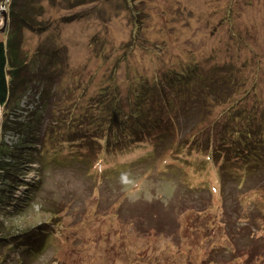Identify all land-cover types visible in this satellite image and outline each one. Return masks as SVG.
Returning <instances> with one entry per match:
<instances>
[{"label": "rangeland", "instance_id": "rangeland-1", "mask_svg": "<svg viewBox=\"0 0 264 264\" xmlns=\"http://www.w3.org/2000/svg\"><path fill=\"white\" fill-rule=\"evenodd\" d=\"M15 1L0 0V40L15 34L20 61L27 63L19 75L31 81L15 103L0 107V148L20 133L37 142L43 137L52 148L30 118L38 112L27 114L38 96L46 112L42 121L46 116L59 130L61 121L78 124L75 119L105 87L118 86L123 96L134 80L167 82L172 72L190 66L200 77L210 68L225 75L233 88L218 85L223 102L264 109V0ZM12 8L28 14L40 31L27 25L18 31ZM217 105H210L212 116L202 109L204 125L220 114ZM181 111L177 139L190 135L197 121ZM73 127L79 128L63 126L57 140H66ZM155 138L150 133L149 142L128 148L129 156L115 149L101 155L91 144L81 153L83 165H47L48 179L31 194L35 199L23 217L2 192L1 208L9 211H0V234L12 240L8 256L24 259L18 242L41 244L44 236L46 250L31 246L23 264H264V187L255 189L264 178L245 175L238 164L220 171L208 155L180 149L175 135L170 148L155 149ZM66 151L59 161L66 162ZM117 162L127 164L120 175L99 174Z\"/></svg>", "mask_w": 264, "mask_h": 264}, {"label": "trees", "instance_id": "trees-1", "mask_svg": "<svg viewBox=\"0 0 264 264\" xmlns=\"http://www.w3.org/2000/svg\"><path fill=\"white\" fill-rule=\"evenodd\" d=\"M15 2L13 0V6ZM126 2H130V0H126ZM10 14L15 22L17 20L21 22L18 24V31L19 28L22 29L26 25L30 30L40 31L37 28H41V26L35 28L28 14L25 17L21 16L14 12L13 8ZM14 38L15 34H9L6 39L0 40V107L2 108L15 103L17 97L26 91L31 81L30 76L20 77L19 75L20 71L26 69L27 63L20 61L19 42L17 38L15 40ZM42 70L43 77L46 73L45 69ZM186 70L185 72H172V74L168 71L167 78L170 74L171 76L167 82L154 79L151 82L135 85L133 82L140 81L134 80L129 85L126 95L123 96L120 95L118 86L115 89L105 87L102 92L98 91L97 95L91 99L93 107L85 109V112L80 116L81 119H75L79 121L78 124H74L70 120L65 123L61 121L58 124L57 127L60 129L63 126L70 128V125L79 127H73L72 134L66 140H57L56 135L63 136V133L60 132V129L57 130L54 124H49L46 116L42 121V117L46 113L45 107L41 96L34 98L33 105L30 104L31 108L27 114L33 111L38 112L30 118L44 132L43 135H48L47 143H50L52 148L45 146L46 142L43 141V137H41V141L37 142L35 136L21 133L17 134V138L9 147L6 146L3 149L1 146L0 176L2 175L4 179H0V184L3 186V190L0 189V211H9L7 208H1L3 193H7L8 203H11L9 205L14 203L13 210H17L19 212L17 214L23 217L24 207L31 206L35 199V194H31L37 191L43 180L48 179L49 167L56 168L61 165L66 168L71 166L75 168V165L85 164L86 155L82 156L81 153L85 152V149L91 144L100 150L101 155L111 153L105 151L106 149H115L117 154L129 156L128 148L135 144L149 142L150 133H154L157 142L155 141L152 145L155 149H162L164 146L170 148L174 135L176 139L178 137V134L174 132V125L181 120V110L183 112L191 111L197 121L190 135L179 136L177 139L180 149L195 152L198 155H208L207 161L213 165H219L220 171L225 167L233 170L234 165L238 164L245 175L264 178V109L256 112L251 106L244 108L240 102L232 99L223 102L222 96L218 93L222 87L218 85L232 86L228 84L225 75H221L215 69L210 68L208 73L203 70L202 77L197 75L198 68L195 66H190ZM198 80L202 82L201 85L188 88V86L196 84ZM107 91H110L109 94ZM202 92L205 93L198 96L193 95V93ZM180 96L181 104L178 100ZM228 101L231 104H228ZM188 103H190L189 107H187ZM217 104L222 108L220 114L204 125V118L208 116L203 114L202 109H208L212 116L210 105L218 106ZM225 106L229 107L223 110ZM52 113L50 111V114ZM191 118H193L192 115ZM191 118L186 121H190ZM20 119L24 122L26 118L21 116ZM82 122H86L87 125L82 127L80 125ZM181 132H185L184 123ZM67 141L71 142L70 147L65 146L64 143ZM15 144L17 147H14ZM62 149L67 150L66 162L58 160ZM96 151L95 149L92 154ZM11 162L13 165L10 164ZM102 162L104 163V160ZM126 168L125 162H117L107 168H102L99 170V174L120 175ZM31 173L34 175L33 177H30ZM223 177L226 178L225 175ZM263 187L264 185L255 187V189L259 191ZM21 189L22 194L19 195ZM0 223L2 224L1 217ZM11 241L0 234V261L8 258L10 264H13L12 261L23 264L26 251L31 246H37L41 251H45L47 248L44 244V236L41 237V244L30 243L31 238H29L28 242H18L24 259L17 255L9 257Z\"/></svg>", "mask_w": 264, "mask_h": 264}, {"label": "water", "instance_id": "water-1", "mask_svg": "<svg viewBox=\"0 0 264 264\" xmlns=\"http://www.w3.org/2000/svg\"><path fill=\"white\" fill-rule=\"evenodd\" d=\"M2 22H3V27H5V24H6V22H7V18H6V16H5V13L3 14V17H2ZM4 30V28H2V29H0V31H3Z\"/></svg>", "mask_w": 264, "mask_h": 264}]
</instances>
